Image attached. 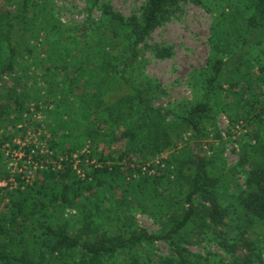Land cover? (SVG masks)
I'll list each match as a JSON object with an SVG mask.
<instances>
[{
	"label": "rangeland",
	"instance_id": "obj_1",
	"mask_svg": "<svg viewBox=\"0 0 264 264\" xmlns=\"http://www.w3.org/2000/svg\"><path fill=\"white\" fill-rule=\"evenodd\" d=\"M148 1L99 0V5H95L92 0H52L48 10L54 23L61 25L51 32L46 10L38 16L30 15L29 21L22 23V0H0V214L10 202L9 192L19 194L41 185L44 171H62L58 169L62 158L73 167L78 180L90 184L95 181V168L115 164L103 161L114 151L115 157L130 154L131 162L121 164L146 170L150 179L163 171L171 174L170 184L158 194L152 192L149 184L132 190L129 186L111 191L106 187V196H102L105 210L99 209L96 198L87 193L76 201V207L54 212L53 225L82 243H99L104 233L124 235L135 230L163 236L173 217L180 220L188 210L184 200L193 187L195 165L191 150L197 142L211 171L228 182L223 206L231 210V197L248 192V173L264 160V124L250 126L241 119L244 89L264 93V77L259 72L264 62V44L260 45L263 37L257 35L258 31L238 43L233 33L237 28L233 19L236 8L245 12L242 14L246 18L253 16L248 2H181L172 18L139 45V55L129 61L136 69L131 80L141 74L137 71L140 68L144 76L160 86L152 98L153 105L172 112L164 114L163 122L157 120L162 122L157 132L150 130L157 121L152 122L135 106L136 90L123 86L121 61L107 56V42L99 43L102 39L93 36L101 19V5L109 4L127 18H141ZM246 38H251L253 44H243ZM233 41L237 43L231 44ZM14 42L19 54L14 70L9 71ZM29 44L37 50L32 55L27 53ZM157 45L171 49L172 56L158 58L153 50ZM90 50L93 55H89ZM70 52L78 57L70 56ZM236 52L243 56V62L230 67L226 77L216 83L209 99L213 111L207 119L206 136L197 138L181 117L204 101L214 62L226 61ZM60 60H64L66 69L56 68ZM238 67L242 70L236 72ZM236 84L238 87H233ZM15 101L20 102L21 108ZM136 135L141 140L131 146L137 142ZM148 136L151 141L144 143L142 139ZM155 136L159 139L155 140ZM19 144L44 146L49 152L43 158L47 162L45 170L38 172L34 184L27 187L13 174L17 168L5 150L7 145L16 150ZM78 171L85 174V179L80 178ZM138 177L135 173L128 181L141 182ZM110 185L115 183L110 181ZM80 206L99 215L89 229L82 223ZM194 206L201 212L209 204L197 199ZM202 223L203 217L195 219L178 240L188 250L190 264H235L236 257L219 244L225 234L230 239L244 235L256 244L264 242V226L246 229L235 214H230L222 230L202 229ZM149 251L160 264H178L173 247L164 240L155 242ZM140 253L141 264H147L142 248L137 249ZM76 257H53L46 264H77ZM127 259L122 254L114 260L107 259L106 264H128Z\"/></svg>",
	"mask_w": 264,
	"mask_h": 264
},
{
	"label": "trees",
	"instance_id": "obj_2",
	"mask_svg": "<svg viewBox=\"0 0 264 264\" xmlns=\"http://www.w3.org/2000/svg\"><path fill=\"white\" fill-rule=\"evenodd\" d=\"M51 1L22 0L21 22L27 23L30 15L38 16L43 10H46L49 31L56 32L57 27H60L61 24L54 23V16L48 10ZM92 1L95 5H99V0ZM188 1L197 0H149L141 18L135 15L127 18L116 12L109 4L100 6L101 19L94 27L93 36L102 39L99 43L107 42L104 52L107 56H114L121 61L120 80L123 86L126 89L134 88L136 90L137 103L135 106L152 122L157 120L163 122L164 114H172V112H165L153 105L152 98L158 93L160 86L144 76L140 68L137 71L141 74H137L135 79L131 80L135 73L133 71L136 69L129 61L137 58L139 45L144 43L156 28L172 18L178 10V5ZM246 1L253 16L246 18L244 16L246 13L236 8V12L233 14V19L237 21V28L233 32L234 38L238 43H241L244 36L259 31L257 35L263 37L262 40L260 39L262 41L260 45H263L264 0ZM233 43L234 41L231 42V44ZM250 43L251 38H246L243 42L245 45ZM153 50L158 58H169L173 54L171 49L159 45L154 46ZM18 51L19 46L14 42L11 47L9 71L15 68ZM35 51L37 50L29 44L28 55L34 54ZM93 54L94 52L89 55ZM69 55L78 57L72 52ZM242 59L243 56L240 57L236 52L226 61L222 59L214 62L213 76L206 81L204 101L189 108L187 114L181 117L187 129L194 132L197 138L203 139L206 136L207 119L213 111L209 99L213 95L216 83L226 77L225 72H228L230 67L240 65L243 62ZM55 66L66 69L64 60H60ZM79 68L82 69L81 66ZM240 70L242 68L238 67L236 72ZM259 72L264 77V62ZM237 85L233 87H238ZM15 102L21 108L20 102ZM240 105L243 110L241 119L248 125L264 124V93L246 88L241 94ZM162 122L153 125L150 130L160 131L159 126ZM135 138L137 142L133 141L131 146L141 140L138 135ZM154 139L158 140L159 137L155 136ZM142 140L145 143L151 141V137L148 136ZM200 145L199 142L195 143L191 150L195 171L192 190L184 200L188 210L180 220L173 217L165 235L154 236L142 230H135L124 235L104 233L100 235L99 243L90 241L82 243L53 225L54 212L68 207H76V201L83 199L87 193L93 194L97 200V207L105 210L104 203H102L105 197L102 196H106V187L111 191L114 187L129 186V189L132 190L140 188L143 184H149L153 189L152 192L158 194L164 185L170 184L171 174L163 171L159 176L150 179L146 176V170L143 172L142 169L137 170L121 164L123 161L131 162L130 154H121L119 157H115L113 151L103 161L115 164H106L101 168H95L93 172L95 181L90 184L78 180L73 172V167L63 162L62 171L43 172L44 180L41 185L36 184L35 188L19 194L9 192L7 196L10 197V202L6 206V211L0 214V264H46L50 258L66 255L76 257V254H79L76 257L79 260L77 264H106L107 259L114 260L121 257L122 254L128 256V264H141V253L137 254L138 248L144 250V259L147 264H160V261L153 258L149 251L150 247L158 240H164L173 247V252L178 257V264H190L188 250L182 247L178 240L198 217H203L202 229L216 231L227 226L230 214H235L246 229L253 228L258 224L264 226V160L254 165L248 173V192L245 195L238 194L231 197L232 209L230 210L223 206L224 200H222L225 198L223 194L229 190L228 182L211 171L209 160ZM135 173L138 174V179L142 180L141 182L128 181L129 178L134 177ZM158 174L159 171L156 172V175ZM110 181H113L115 185H110ZM159 196L163 197L162 194ZM197 199L209 204V207L199 212L194 206ZM79 212L83 216L82 223L87 229L92 227L94 219L99 217L95 212L88 211L86 206H80ZM219 234H222L221 231ZM219 244L226 252L236 257L235 264H264V242L262 245L256 244L252 239H245L244 235L230 239V236L225 234L224 238L219 240Z\"/></svg>",
	"mask_w": 264,
	"mask_h": 264
},
{
	"label": "built area",
	"instance_id": "obj_3",
	"mask_svg": "<svg viewBox=\"0 0 264 264\" xmlns=\"http://www.w3.org/2000/svg\"><path fill=\"white\" fill-rule=\"evenodd\" d=\"M6 154L8 157H12L14 164L17 168L18 177L21 180V184L24 187L31 186L37 177L38 172L44 171L47 162H44L43 158L49 152L46 151L44 146H31L27 144H19L16 150H12L9 145L5 146ZM64 158L61 159L63 163ZM58 164V169H62V165ZM75 169H77L75 167ZM55 170V168H53ZM80 178L85 179V174H81L78 171ZM15 182L14 179L11 180Z\"/></svg>",
	"mask_w": 264,
	"mask_h": 264
}]
</instances>
